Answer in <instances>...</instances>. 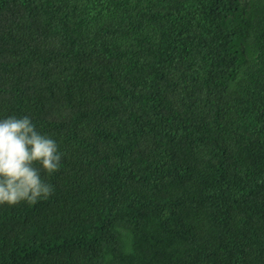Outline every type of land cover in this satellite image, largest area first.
Returning a JSON list of instances; mask_svg holds the SVG:
<instances>
[{
  "label": "trees",
  "instance_id": "trees-1",
  "mask_svg": "<svg viewBox=\"0 0 264 264\" xmlns=\"http://www.w3.org/2000/svg\"><path fill=\"white\" fill-rule=\"evenodd\" d=\"M9 116L62 157L0 264H264V0H0Z\"/></svg>",
  "mask_w": 264,
  "mask_h": 264
},
{
  "label": "clouds",
  "instance_id": "clouds-1",
  "mask_svg": "<svg viewBox=\"0 0 264 264\" xmlns=\"http://www.w3.org/2000/svg\"><path fill=\"white\" fill-rule=\"evenodd\" d=\"M61 157L56 141L37 131L30 117L0 119V205L47 199L53 187L41 172L58 171Z\"/></svg>",
  "mask_w": 264,
  "mask_h": 264
}]
</instances>
